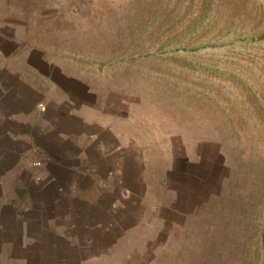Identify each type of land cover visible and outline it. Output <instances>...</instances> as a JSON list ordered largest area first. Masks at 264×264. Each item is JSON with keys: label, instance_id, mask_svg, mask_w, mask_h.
<instances>
[{"label": "crops", "instance_id": "0c3cea01", "mask_svg": "<svg viewBox=\"0 0 264 264\" xmlns=\"http://www.w3.org/2000/svg\"><path fill=\"white\" fill-rule=\"evenodd\" d=\"M38 5L0 0V264H164L201 148L70 75Z\"/></svg>", "mask_w": 264, "mask_h": 264}, {"label": "rangeland", "instance_id": "374dc122", "mask_svg": "<svg viewBox=\"0 0 264 264\" xmlns=\"http://www.w3.org/2000/svg\"><path fill=\"white\" fill-rule=\"evenodd\" d=\"M52 2L70 75L201 148L163 263L264 264V0Z\"/></svg>", "mask_w": 264, "mask_h": 264}, {"label": "built area", "instance_id": "2783aa9c", "mask_svg": "<svg viewBox=\"0 0 264 264\" xmlns=\"http://www.w3.org/2000/svg\"><path fill=\"white\" fill-rule=\"evenodd\" d=\"M41 164H42L41 162H35L34 163L35 166H41Z\"/></svg>", "mask_w": 264, "mask_h": 264}]
</instances>
